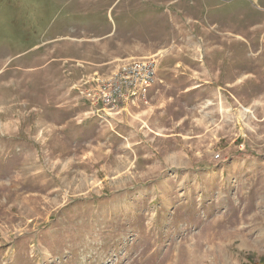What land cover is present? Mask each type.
I'll return each instance as SVG.
<instances>
[{
    "label": "rangeland",
    "instance_id": "rangeland-1",
    "mask_svg": "<svg viewBox=\"0 0 264 264\" xmlns=\"http://www.w3.org/2000/svg\"><path fill=\"white\" fill-rule=\"evenodd\" d=\"M0 264H264V0H0Z\"/></svg>",
    "mask_w": 264,
    "mask_h": 264
},
{
    "label": "built area",
    "instance_id": "built-area-1",
    "mask_svg": "<svg viewBox=\"0 0 264 264\" xmlns=\"http://www.w3.org/2000/svg\"><path fill=\"white\" fill-rule=\"evenodd\" d=\"M132 70L136 72L137 77L132 81L136 84V79L140 80V83H142L140 89L142 90L143 94L145 95L154 85V83L158 80V77L156 75V71L158 66L155 65L153 61H140V62H134L133 63ZM123 68L121 69V71ZM118 72L115 76L123 75L122 73ZM113 79L111 78L110 81L108 82V88L111 90L112 89V83ZM139 83V84H140Z\"/></svg>",
    "mask_w": 264,
    "mask_h": 264
}]
</instances>
